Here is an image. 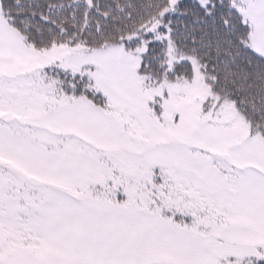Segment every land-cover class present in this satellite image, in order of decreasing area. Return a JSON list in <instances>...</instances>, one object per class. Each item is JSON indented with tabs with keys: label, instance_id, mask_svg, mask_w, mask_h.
<instances>
[{
	"label": "snow or ice",
	"instance_id": "1",
	"mask_svg": "<svg viewBox=\"0 0 264 264\" xmlns=\"http://www.w3.org/2000/svg\"><path fill=\"white\" fill-rule=\"evenodd\" d=\"M0 264H264V0H0Z\"/></svg>",
	"mask_w": 264,
	"mask_h": 264
}]
</instances>
